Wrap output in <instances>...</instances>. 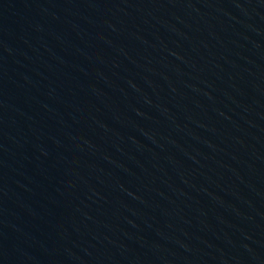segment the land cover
Returning <instances> with one entry per match:
<instances>
[{
	"label": "water",
	"instance_id": "obj_1",
	"mask_svg": "<svg viewBox=\"0 0 264 264\" xmlns=\"http://www.w3.org/2000/svg\"><path fill=\"white\" fill-rule=\"evenodd\" d=\"M0 264H264V0H0Z\"/></svg>",
	"mask_w": 264,
	"mask_h": 264
}]
</instances>
